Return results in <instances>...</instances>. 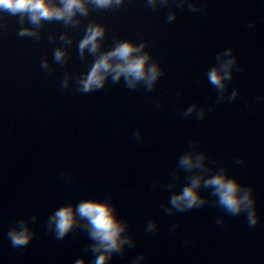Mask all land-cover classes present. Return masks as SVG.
Listing matches in <instances>:
<instances>
[{
  "label": "water",
  "instance_id": "95a60500",
  "mask_svg": "<svg viewBox=\"0 0 264 264\" xmlns=\"http://www.w3.org/2000/svg\"><path fill=\"white\" fill-rule=\"evenodd\" d=\"M200 2L204 10L191 12L171 3L166 8L160 0L155 9L146 0H124L118 9L77 17V28L48 22L40 39L19 37L18 17L0 13V264H74L84 256L91 262L86 232L75 230L58 240L46 222L65 204L107 197L137 241L110 264H134L142 254L143 264H264V0ZM169 9L177 12L171 23ZM91 22L107 27L105 50L120 39L146 44L145 51L164 68L153 91L130 90L123 81L91 93L77 91L76 80L93 57L86 52L79 59L76 45ZM252 22L255 27H249ZM65 33L71 45L59 39ZM58 47L68 52L65 65L52 62ZM226 48L235 49L244 69L228 90L239 89L240 95L217 103L205 73ZM44 58L51 73L40 67ZM65 75L68 89L62 87ZM192 104L197 112L211 111L203 120L195 112L184 117ZM137 129L141 142L132 136ZM193 141L214 167H228L255 188L262 217L256 227L211 204L163 213L161 205L171 195L163 185ZM241 158L244 165L236 163ZM33 216L39 217L32 223L36 238L13 248L8 231L16 220ZM221 216L225 223L217 225ZM153 219L159 230L147 233ZM176 224L180 227L173 231Z\"/></svg>",
  "mask_w": 264,
  "mask_h": 264
},
{
  "label": "clouds",
  "instance_id": "9594fccd",
  "mask_svg": "<svg viewBox=\"0 0 264 264\" xmlns=\"http://www.w3.org/2000/svg\"><path fill=\"white\" fill-rule=\"evenodd\" d=\"M123 3L124 0H0V13L18 17L17 23L21 25L17 33L19 37L40 39L39 30L48 22H62L66 27L77 28L81 24L77 17L86 18L93 10L118 9ZM146 3L149 8L155 9L157 0H146ZM160 3L166 8L169 3L175 9L187 7L191 12H202L205 8L200 0H160ZM3 18L0 15V20ZM176 19L177 12L169 9L167 22L171 23ZM25 24L31 27H25ZM249 27H255V22L249 24ZM106 34L107 27L96 22L89 23L84 29V35L76 45L78 57L84 60L87 52L93 60L89 70L76 80L77 91L91 93L104 89L109 82L118 84L121 81L130 90L143 87L148 92L153 91L164 74V68L154 61L151 52L145 51L146 44L120 39L105 50L103 41ZM52 39L49 37L50 41ZM59 39L66 45L72 44V39L66 33ZM215 60V65L205 75L209 84L217 90V103L235 101L240 95L239 89H233L230 94L228 90L235 73L244 70L238 64L239 57L235 54V49L226 48L217 53ZM52 62L67 64L66 48H56ZM40 67L48 73L52 72L46 58L42 59ZM62 87L68 89L67 75L63 78ZM209 111L210 108L207 112L203 109L197 112L196 104H192L183 112V116L192 117L195 112V118L203 120ZM132 136L137 142L143 140L141 129L135 130ZM236 163L244 165L245 161L241 158ZM163 187L171 191L168 201L161 205L165 215L184 213L211 204L221 208L226 216H244L249 228L256 227L262 220L255 188L243 184L238 177L231 175L228 167H214L209 162V154L200 148L198 141H193L179 156L169 182ZM178 187L179 191H173ZM204 190H210L209 194L205 195ZM38 219V216H33L14 222L7 233L13 248H25L36 238L37 233L33 230L32 223ZM216 223L224 224L225 216L219 217ZM46 227L58 240L66 238L75 230L87 233L91 243L86 251L91 252L93 258L89 262L88 257L84 256L75 260L74 264H110L116 254H122L137 245L136 239L130 234L129 222L120 217L118 205L113 202L112 197L86 198L75 204H65L48 217ZM179 227V224L173 225L172 230ZM158 230L159 222L155 219L149 221L145 228L147 233ZM186 243L190 244L191 241ZM146 259V254H142L135 259L134 264H143Z\"/></svg>",
  "mask_w": 264,
  "mask_h": 264
}]
</instances>
